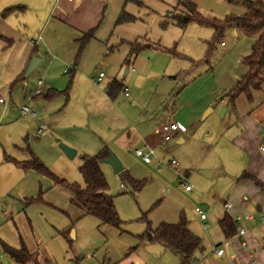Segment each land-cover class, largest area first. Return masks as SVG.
I'll use <instances>...</instances> for the list:
<instances>
[{
	"label": "rangeland",
	"instance_id": "374dc122",
	"mask_svg": "<svg viewBox=\"0 0 264 264\" xmlns=\"http://www.w3.org/2000/svg\"><path fill=\"white\" fill-rule=\"evenodd\" d=\"M17 1L0 0V31L15 40L9 48L0 40V80L4 84L0 95L6 98V89L14 81L9 75L14 73L13 66L24 60L34 47L31 39L38 37L35 29L21 30L25 35L15 27L6 34L5 27L9 26L5 20L20 21L24 15L18 10L5 16L6 7ZM194 1L202 16L208 19H224L227 15H242L248 11L243 0ZM152 18L138 20L131 26L136 33H147L146 38L156 40L169 50L149 49L145 52L151 59L152 68L148 72H137L135 83L127 85L130 96L122 95L111 103L105 99L104 91L107 81L113 76L123 77L125 71L134 66L133 61L125 62L130 45L108 54L105 49L100 56L95 55L98 51L86 55L84 66L91 70L90 77L98 78L100 71L106 76L97 86L83 90L87 99L77 103V98L73 97L69 103L64 117L68 124L63 127L70 125L68 131L73 134L66 135L71 139L76 137L77 141L67 142L65 134H54L45 124L37 127H42L41 132L37 129L28 138L26 134H20L22 125L19 121L7 122L0 118V148L3 151L27 159L31 157L27 150L30 145L45 166L68 183L83 187L82 156L95 155L104 147L112 150L125 167L115 173L109 163H101L109 183L108 194L114 197L122 221L115 227L84 214L72 203L73 191L53 177L9 164L7 166L12 168L14 175L6 181L2 175L5 163L0 164V238L14 248L24 244L34 257L30 264H120L141 248L139 235L147 229L146 219L154 228L164 211L172 210L176 205H182V213L194 222L199 220L195 209L201 208L208 218L205 223H213L220 232L218 217L223 213L222 202L232 200V190L242 182L240 175L248 161L253 158L254 165L260 159L259 153L264 157L260 151L264 143V84L253 92L252 100L245 94L239 95L234 103L229 98V92L247 71L242 59L251 52L256 38L241 35L235 26H231L217 39L211 25L191 22L185 28L174 23L163 26L167 16L159 21ZM42 50L38 52L42 54ZM60 76L61 85L66 86L69 74L61 72ZM34 77L35 72L27 81L19 80L14 84L15 99L24 91L29 94L32 89L33 92ZM26 82L29 84L25 85ZM74 91L78 93L76 87ZM66 98L63 94L56 100H63L65 104ZM21 106L19 104V108ZM71 111L72 118L74 113L78 114L72 125L71 115H67ZM125 114L134 119L159 116L169 122L176 114L185 124L194 117H199V122L193 127L184 126L185 143L174 139L167 150L160 148L159 152L166 160L154 167V164L143 163L137 155L136 149L142 144L134 132L129 134L126 129ZM244 129L253 137L255 134L260 137L253 143L252 152H248L239 140ZM61 143L76 149L75 156L69 157ZM172 158L181 163L179 171H188L193 196H185L179 176L167 167L166 161ZM214 166L218 169L212 176L201 172L212 170ZM227 251L225 249L228 256ZM0 264L21 263L14 260L0 243Z\"/></svg>",
	"mask_w": 264,
	"mask_h": 264
},
{
	"label": "crops",
	"instance_id": "0c3cea01",
	"mask_svg": "<svg viewBox=\"0 0 264 264\" xmlns=\"http://www.w3.org/2000/svg\"><path fill=\"white\" fill-rule=\"evenodd\" d=\"M17 2L12 6L6 7L5 16L18 10L23 12L24 15L20 21L5 20V24L10 27H5L7 30L6 34H9L8 30L15 27L20 34H25L21 30L35 29L38 37L37 39H31L30 43L33 44V49L27 56H24L23 61L13 66L14 73L9 74L11 76L10 80L15 82L11 81L12 83L6 89L7 98L9 99L8 103H0V109H2L0 118L2 121L6 120L7 122L19 121L22 125L21 129L18 127L21 130L20 134H26L28 138L29 134L36 132L40 124H45L48 128L50 126L53 129L54 134H65L67 142L77 141L76 137L71 139L70 135H66L73 134L68 131L70 125L63 127L68 124L64 122V117L66 116V111H68L69 103L73 97L77 98V103L80 99H87L83 90L99 84V82L94 81V77H90L91 70L89 71L84 66L86 55L88 53L95 54L98 51V54L95 55L100 56L105 49H108V54L113 50H120L127 44L130 45L125 62L129 64L133 61L134 66L126 70L123 77L113 76L105 83L104 90L105 99L111 103L117 101L122 95L125 97L130 96V93L126 95L125 92H121L116 99H112L108 94L111 82L114 79L122 80L125 88L127 85H133L139 70L148 72L152 68L151 59L145 55V52L149 49H157L148 47L136 55L132 54L131 44L133 42L149 41L156 43V40L149 37L146 38L148 34L143 31L144 34L141 33L143 35L136 33L131 23H135L138 20L146 21L151 17H154L152 19H156L155 21L163 20L168 16V12L172 11L178 4V0H18ZM124 11L135 16V20L118 23V18ZM0 34L4 36L0 37V40L5 41L6 48L14 44L15 40L13 38L1 31ZM63 34H66V36ZM28 48L30 49L29 46ZM40 49H43L42 54L38 52ZM34 56L41 58L42 61L38 68L33 71L35 72L33 82L36 87L37 80L43 77L46 90L39 96H33L31 93L32 89L30 90L31 95L24 91L23 95L19 94L17 95L19 98L16 97L15 99L13 86L19 80L27 81L33 73L27 78L24 76L29 62ZM66 69L69 71L66 72ZM61 72L70 76L66 86L61 85ZM28 84L29 82L25 83V85ZM3 86L4 84L0 80V90L4 88ZM75 87L78 93L74 91ZM63 94L67 96L65 104L63 100H56L57 97ZM23 103L28 104L34 110H38L40 118L35 119L30 115H23L19 108V104L23 105ZM67 115H71L72 118V111ZM74 116L72 120L69 119L71 125L74 124L73 122L75 121L73 119H77L78 114L74 113ZM123 116L127 122L126 129L129 130V134L134 132L138 140L141 141L142 146L137 149L144 148L146 151H149L150 148L155 149L154 158L152 157L153 159L150 163L142 160L146 165L154 164V167H159L166 160L164 154L159 152V149L166 148L167 150V147L174 139H178L179 143H185L186 129L184 126L190 125L193 127L199 122V117H194L188 124H185L182 119L177 118L176 114L172 115L173 118L170 119V122L179 123L184 130L173 132V136L164 142L161 137L160 127L169 121L159 116L149 117L146 115L135 119L134 117H128L126 114ZM239 138L242 146L248 152H252L253 143L257 142L260 137L256 134L253 137L252 134H248L247 129H244ZM31 148L30 145L27 148L31 153V157L27 159L19 158L17 155L3 151L0 148V164L5 163L3 164L5 171H3L2 175L6 178V181L12 179L14 175L12 168L9 169L7 165L12 164L20 167L7 158H14L18 161L30 160L33 156H37L35 149ZM258 155L260 159L257 164L252 165L253 158L250 159L248 165L244 167L243 173L249 172L260 183L252 178L239 179L242 182L232 190L233 198H231V201L235 204V208L230 214L225 211L223 206V203L228 199L222 202L221 209L223 213L218 217L220 232L213 227V223H205L208 219L207 217L202 219L198 214L199 220L194 222L192 218L189 219L190 230L202 239L204 247L203 250L196 252L194 264H264V226L260 222L252 223L247 221L244 223L247 229L244 237L247 241L245 246L241 244V239L236 234L227 238L220 226V221L226 215L231 218L237 214L255 213L260 216L264 215V157L260 153ZM172 159L166 161L167 167L179 176L180 186L185 196H193L195 194L194 188L189 192L181 185L182 176L188 178V171L185 169L179 171L181 163L172 165ZM217 169V166L212 167L210 176L214 175ZM185 196L182 194L183 198H186ZM181 206L176 205L172 210L166 209L164 214L161 215L159 223L154 228H157L162 222L177 223L182 215ZM140 245L141 248L139 250H136L129 258L122 260L120 264H182L181 259L176 254L158 242ZM218 247H222L224 250L228 249V256L226 252L218 255L216 253Z\"/></svg>",
	"mask_w": 264,
	"mask_h": 264
},
{
	"label": "trees",
	"instance_id": "16d2710c",
	"mask_svg": "<svg viewBox=\"0 0 264 264\" xmlns=\"http://www.w3.org/2000/svg\"><path fill=\"white\" fill-rule=\"evenodd\" d=\"M248 11L242 15L230 14L224 19L204 18L199 12L198 4L194 0H178L177 6L168 12L167 20L162 24L166 26L174 23L182 28L191 22L202 25H211L219 39L224 31L231 26H235L241 35L255 37L251 52L246 55L242 62L246 65V73L238 80L236 85L229 92L232 103L241 94H245L252 100L253 92L260 90L264 84V0H243ZM14 9V8H12ZM135 20V16L124 11L118 18V23ZM0 37H4L0 34ZM132 54L136 55L148 47H155L160 50L168 51L166 47L159 43L149 41H136L132 44ZM125 86L122 80L114 79L108 88V94L112 99H116ZM109 155L108 149L103 148L95 155H83V164L80 166V173L85 185L82 187L76 183H68L53 174L44 162L37 156L30 160L18 161L14 158H7L13 161L24 170H35L47 176H51L58 183L69 187L73 191L72 203L77 206L84 214H90L99 218L103 223L119 227L122 223L115 199L108 194L109 183L101 168L102 161ZM127 177L137 185L136 180L127 174ZM256 177L249 172H244L240 179ZM259 182L258 180H256ZM260 183V182H259ZM38 199V198H37ZM147 229L139 235L140 244L158 242L176 254L182 264H194L195 254L203 250L202 239L194 234L189 228V220L182 213L177 223L162 222L157 228H153L151 222L146 219ZM220 226L227 238L237 233V227L233 219L226 215L221 221ZM0 243L4 250L17 262L30 264L34 260L28 248L23 244L21 248H14L0 238Z\"/></svg>",
	"mask_w": 264,
	"mask_h": 264
},
{
	"label": "built area",
	"instance_id": "2783aa9c",
	"mask_svg": "<svg viewBox=\"0 0 264 264\" xmlns=\"http://www.w3.org/2000/svg\"><path fill=\"white\" fill-rule=\"evenodd\" d=\"M65 71L68 72L69 70L66 69ZM103 77H104V73L101 72L99 74L98 78H94V81L98 83L101 81V79ZM45 88H46V85H45L44 79L39 78L37 80L36 87L32 92V95L33 96H39V95L43 94L46 90ZM124 92L126 95H129V91H128L127 87L124 89ZM8 101H9L8 98L0 95V103L7 104ZM20 109H21V113L23 115H30L35 119H37L39 117L38 111L32 109L28 104H23ZM41 130H42V127L38 129V132H41ZM177 130H184V128H182V126L175 121H171L169 123L162 124L160 127V133H161V137H162L163 141L165 142V141L169 140L173 136V132H175ZM261 152L264 154V144L261 146ZM136 153L144 162L150 163L152 161V156L155 153V149L150 148L149 151H146L144 149H137ZM171 164L177 165L178 161L176 159H172ZM181 185L184 187L185 190H187L189 192H191L193 190V185L189 183L187 177H185V176H182ZM223 206L225 208V211L228 214H230L233 211V209L235 208V204L231 200L225 201ZM195 210L200 215V217L202 219H206L207 216L202 211L201 208L197 207ZM232 219H233V222L235 223V225L237 227L236 236L241 239V244L243 246H245L247 244L246 239H244V237L247 233V229H246L245 224H244L245 222H247V221L252 222V223H259L260 222L264 226V215H261L258 217L255 213L237 214V215H234L232 217ZM224 252H225V250L222 247H218L216 249V253L218 255H222V254H224Z\"/></svg>",
	"mask_w": 264,
	"mask_h": 264
},
{
	"label": "water",
	"instance_id": "95a60500",
	"mask_svg": "<svg viewBox=\"0 0 264 264\" xmlns=\"http://www.w3.org/2000/svg\"><path fill=\"white\" fill-rule=\"evenodd\" d=\"M42 59L39 57H32L31 61L29 62V65L25 71V78L29 77V75L38 68V66L40 65ZM225 111V109L223 110V112ZM208 113V112H207ZM206 113V114H207ZM60 146L62 147V149L64 150V152L69 156V157H74L76 154V149L72 148L71 146L65 144V143H61ZM108 157L105 158L103 161L105 163H109L113 169L115 173H119L121 171L124 170V164L122 163V161L120 160V158L112 151V150H108ZM203 174L210 176L212 173V170H202L201 171Z\"/></svg>",
	"mask_w": 264,
	"mask_h": 264
}]
</instances>
